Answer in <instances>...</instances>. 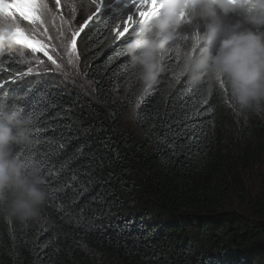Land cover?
Masks as SVG:
<instances>
[{
  "label": "trees",
  "instance_id": "trees-1",
  "mask_svg": "<svg viewBox=\"0 0 264 264\" xmlns=\"http://www.w3.org/2000/svg\"><path fill=\"white\" fill-rule=\"evenodd\" d=\"M7 1L21 8H11L13 21L32 30L18 18L30 14L21 0ZM47 3L79 32L76 73L87 89L61 46L50 51L58 73L43 53L34 54L38 64L30 50L0 43V77L14 79L0 102L31 122L30 142L15 155L38 170L47 193L26 222L0 207V264H264V109L242 112L227 86L193 87L181 75L193 23L161 52L166 71L141 97L124 51L138 32L129 35L134 24L124 22L136 13L133 0H105L99 15L89 0Z\"/></svg>",
  "mask_w": 264,
  "mask_h": 264
},
{
  "label": "clouds",
  "instance_id": "clouds-1",
  "mask_svg": "<svg viewBox=\"0 0 264 264\" xmlns=\"http://www.w3.org/2000/svg\"><path fill=\"white\" fill-rule=\"evenodd\" d=\"M237 12L243 19H227ZM186 20L195 30L182 50L181 75L193 87L227 86L242 112L264 109V0H160L158 14L139 26L124 49L139 70L141 97L166 71L161 52L181 35ZM30 123L0 102V207L21 222L37 218L47 198L38 170L29 171L15 155L17 145L30 142Z\"/></svg>",
  "mask_w": 264,
  "mask_h": 264
},
{
  "label": "snow or ice",
  "instance_id": "snow-or-ice-1",
  "mask_svg": "<svg viewBox=\"0 0 264 264\" xmlns=\"http://www.w3.org/2000/svg\"><path fill=\"white\" fill-rule=\"evenodd\" d=\"M136 6V13L129 14L124 18L125 24H134L132 33H136L139 26L145 22L150 21L153 15L158 14L160 7V0H133ZM57 7H60L61 0H55ZM91 5H94V15H99L103 11L105 0H89ZM16 7L15 4L4 3L0 0V20L13 22V13L9 9ZM31 14L20 12L18 18L21 19V23L27 22L28 24L34 26L32 30H27L21 27V24H15L12 28L5 29L0 25V43L6 42L10 47L19 46L22 49L30 50L31 54L43 53L47 57L48 61L52 65H55V71L60 72L62 65L54 59L53 54L57 51V46L53 44V37L49 34V29L46 26V18L52 15V10L49 8L47 0H32L30 5ZM74 15V9L71 10ZM134 16H138V19L134 21ZM93 19V16H89L85 20V25ZM61 23H64L63 16L60 17ZM84 25L81 26V30ZM128 27L124 28L123 32H117V38L123 36L125 32H128ZM79 35L78 31H73L70 38V48L67 51L68 62L73 63V57L78 60V54L76 53V37ZM34 58L37 60L38 64H42L43 61L38 57ZM4 60L0 59V65H3ZM4 69L0 67V73ZM34 73V69L29 67L23 75H30ZM39 74V73H36ZM20 74H17L15 79H19ZM9 82H14V79L10 78V81H4L0 77V94H2L6 85Z\"/></svg>",
  "mask_w": 264,
  "mask_h": 264
},
{
  "label": "rangeland",
  "instance_id": "rangeland-1",
  "mask_svg": "<svg viewBox=\"0 0 264 264\" xmlns=\"http://www.w3.org/2000/svg\"><path fill=\"white\" fill-rule=\"evenodd\" d=\"M6 1H7V0H6ZM25 1L28 2V0H25ZM11 2L14 3V4L17 6V10L19 11L20 5H19L18 3H16V2H14V1H11ZM23 3H24V2H23ZM23 3L21 2V6L24 7L25 4H23ZM29 3H30V5H31L32 0H29ZM48 6H49V5H48ZM49 8H50V7H49ZM20 9H21V8H20ZM22 9H25V11H27V12H29V13L31 14V9L29 8V6H28L27 3H26L25 8H22ZM50 9H51V8H50ZM11 10H12V9H9V11H11ZM51 10H52V9H51ZM12 11H15V10H12ZM16 12H17V11H16ZM54 13H55V12L52 10V15L49 16V17H47V20H48L50 26L53 28L54 26H53L52 22L50 21V19H51V18H52V19H55L56 24H57V30H58V32L60 33V36H61V40L58 39L57 41H55V40L53 39V40H54V41H53V44H56L57 47H58V49H59V46H61V48L65 50V51H64V52H66L65 54H61V53L59 52L58 55H59V57L62 59V61L64 62L65 66L68 68V72L71 73V74H73V76L75 77V79H77L78 76H77V73H76V66H78V60H76L75 57H73V63H69V62H68V56H67V51H68V49L70 48V38H71L72 32L75 31V29H74L73 26H71L70 24H67L65 20H64V21H65L64 23H61L60 18L58 19ZM18 21H19V20H16V19H15V20H14V23H15V24H20ZM14 23H13V26H14ZM13 26H12V27H13ZM12 27H10V28H12ZM8 29H9V28H8ZM54 31H55V30H54ZM50 34H51V33H50ZM51 36H52V35H51ZM52 37H53V36H52ZM54 42H55V43H54ZM76 53H77V52H76ZM72 65H73V67H75L74 70L72 69ZM72 70H73V71H72ZM78 79H79L80 84H81V85H84V83H83V81L81 80V78L78 77ZM84 88L87 89V86L84 85ZM258 184H259V181H258V180L249 181V183H248V186H251L252 189L254 190V194L258 193V189H259Z\"/></svg>",
  "mask_w": 264,
  "mask_h": 264
},
{
  "label": "water",
  "instance_id": "water-1",
  "mask_svg": "<svg viewBox=\"0 0 264 264\" xmlns=\"http://www.w3.org/2000/svg\"><path fill=\"white\" fill-rule=\"evenodd\" d=\"M28 6H29V8H30V3L28 2ZM31 9V8H30Z\"/></svg>",
  "mask_w": 264,
  "mask_h": 264
},
{
  "label": "bare ground",
  "instance_id": "bare-ground-1",
  "mask_svg": "<svg viewBox=\"0 0 264 264\" xmlns=\"http://www.w3.org/2000/svg\"><path fill=\"white\" fill-rule=\"evenodd\" d=\"M29 1V0H28ZM28 3V2H27ZM8 4H10V3H8ZM15 10H17V8L15 9Z\"/></svg>",
  "mask_w": 264,
  "mask_h": 264
}]
</instances>
